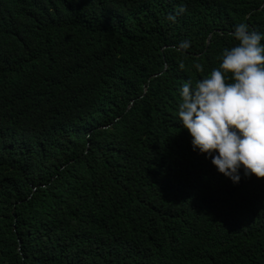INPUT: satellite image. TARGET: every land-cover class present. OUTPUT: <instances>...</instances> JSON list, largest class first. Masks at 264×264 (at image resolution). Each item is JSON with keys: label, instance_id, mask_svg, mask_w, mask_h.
<instances>
[{"label": "trees", "instance_id": "1", "mask_svg": "<svg viewBox=\"0 0 264 264\" xmlns=\"http://www.w3.org/2000/svg\"><path fill=\"white\" fill-rule=\"evenodd\" d=\"M239 23L264 32V0H0V264H168L171 219L180 264H264V178L177 118Z\"/></svg>", "mask_w": 264, "mask_h": 264}, {"label": "clouds", "instance_id": "2", "mask_svg": "<svg viewBox=\"0 0 264 264\" xmlns=\"http://www.w3.org/2000/svg\"><path fill=\"white\" fill-rule=\"evenodd\" d=\"M230 35L237 43L223 51L219 67L194 87L191 80L182 83L177 118L190 137L191 149L210 158L216 172L235 185L241 173L245 179L264 178V32L239 23ZM196 68L200 70L199 65ZM146 94L144 90L143 97ZM199 212L186 207L180 214L188 219L199 217ZM171 220L166 230L172 252L168 264H180L196 239H172ZM214 260L215 256L206 259L208 264Z\"/></svg>", "mask_w": 264, "mask_h": 264}]
</instances>
